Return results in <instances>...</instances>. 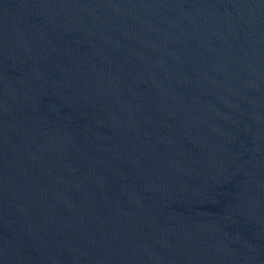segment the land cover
I'll return each mask as SVG.
<instances>
[{"label":"water","instance_id":"95a60500","mask_svg":"<svg viewBox=\"0 0 264 264\" xmlns=\"http://www.w3.org/2000/svg\"><path fill=\"white\" fill-rule=\"evenodd\" d=\"M0 264H264V0H0Z\"/></svg>","mask_w":264,"mask_h":264}]
</instances>
